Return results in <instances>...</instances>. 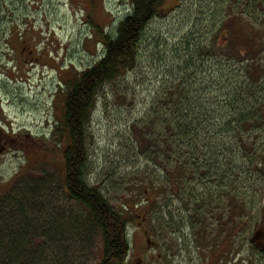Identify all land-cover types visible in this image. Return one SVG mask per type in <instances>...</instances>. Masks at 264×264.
<instances>
[{"label":"rangeland","instance_id":"1","mask_svg":"<svg viewBox=\"0 0 264 264\" xmlns=\"http://www.w3.org/2000/svg\"><path fill=\"white\" fill-rule=\"evenodd\" d=\"M163 10L143 35L135 70L107 86L98 99L86 127V180L114 210L134 221L128 228L129 264H154L152 258L159 251L148 248L144 236L148 230L151 241L161 243L165 258L176 254L174 264H199L207 253L195 246L193 222L184 219L189 213L180 203L179 191L169 189L156 197L154 188L146 186L163 183L159 177L164 175L139 157L130 127L145 114L155 94L163 92L162 79L177 75L184 63L177 65L178 59L186 57L185 50L207 57V62L189 64L188 76L201 85L205 105L216 109L212 120L226 124L235 119L230 112L243 110L254 111L261 120L255 124L261 127L244 133V147L231 132L220 137L227 153L225 167L240 170L236 173L246 198L256 201L241 218H263L264 11L240 22L243 33L235 26L242 10L233 7L232 0H165ZM132 12V0H0V189L19 183L22 191L21 178L41 180L47 186L42 221L54 217L87 221L84 210L62 189L66 143L57 150L52 137L65 122L66 84L72 72L83 74L94 68L105 55L102 34L113 37ZM215 64L220 65V73ZM210 147L216 149L214 139ZM148 199L152 205L146 204ZM216 214L220 218L221 211ZM92 239L79 264L101 262V236L95 232ZM257 241V249L264 250V239ZM243 256L248 254L239 259ZM236 258L232 264H237Z\"/></svg>","mask_w":264,"mask_h":264},{"label":"trees","instance_id":"2","mask_svg":"<svg viewBox=\"0 0 264 264\" xmlns=\"http://www.w3.org/2000/svg\"><path fill=\"white\" fill-rule=\"evenodd\" d=\"M164 2L132 0V14L120 22L113 37L102 34L105 48L103 59L83 74L72 72V79L66 84L65 122L56 127L52 143L57 150L62 143H66V178L65 184L61 186L69 199L84 210L87 221H73L67 217H64L65 221L59 218L55 221V217L51 221H42L45 218L47 186L37 178L31 181L26 180V177L21 178L24 180L22 191L19 190V183L8 189H0V264H58V261L62 264H79L82 258H86L84 251L89 248V244L92 245L95 232L100 234L102 240V248L98 251L101 259L99 264H127L131 252L128 228L134 221L125 218L123 212L114 210L99 190L88 184L86 127L103 90L137 67L143 35L151 22L164 14ZM232 3L233 7L242 10L240 17H235L239 21L235 22V26L243 33L240 22H245V17L254 18L264 11V0H232ZM238 36L236 32L235 37ZM231 37L228 35V41ZM185 52L187 55L183 57L175 51V54L180 55L177 65L184 62L183 65L177 69V75L169 74L164 77L165 80L162 79L163 92L155 94L145 114L130 127L140 149L139 157L148 165L162 170L164 175L159 177L163 178V183L158 180L146 186L154 188L156 197L168 193L169 189L178 190L180 203L185 205L189 213L187 218L184 217L186 220L216 219L218 209L221 215L217 219L240 221L246 209L256 201L251 197L246 198L245 190L238 181L240 174L236 173L240 170L225 167L227 153L221 146L220 135L231 132L244 147V133L261 127L255 125L261 120L251 110H243L238 114L230 112V116L235 119L226 124L224 120H212L216 119V109L205 105L201 85L191 81L188 76L189 64L194 60L207 62V57L191 55L187 50ZM216 64L220 73V65ZM197 72L195 69V74ZM215 129H219L218 132ZM212 139L216 141V149L210 150ZM148 173L150 171L146 169L145 174ZM212 178L221 179L216 184L219 201L214 200L208 188L207 179ZM221 192L224 197L220 195ZM147 194V191L144 192V197L147 198ZM146 204L153 203L148 199ZM191 226L200 238L198 244H205V234L208 233L205 225L201 222L200 225L192 223ZM232 229L227 226L225 237ZM223 239L215 241L211 247L220 250L223 242L227 244L232 241L230 236ZM57 251L61 257L65 255L63 260ZM260 262L264 264V257L260 258Z\"/></svg>","mask_w":264,"mask_h":264},{"label":"flooded vegetation","instance_id":"3","mask_svg":"<svg viewBox=\"0 0 264 264\" xmlns=\"http://www.w3.org/2000/svg\"><path fill=\"white\" fill-rule=\"evenodd\" d=\"M0 142H2L1 139ZM5 149L6 148L4 147L3 150ZM263 158H264V154H263ZM220 180H221L220 178L207 179L209 183L208 185L209 191L213 194L214 200L217 201H219L220 198L218 192L219 188L216 187V184H219ZM220 195L224 197V194L222 192L220 193ZM244 219L245 218L239 219L240 221H221L216 218V219H211L210 221H188V222H193L194 225H200L202 222V224H204L205 228L208 230V233L205 234L206 240H204L206 243L199 245L198 241L200 238L197 236V233H195L193 227L191 229L194 232L193 241L195 243V246L198 247L200 250L202 249L203 254L207 253V259H210V263H209L206 257L205 259L201 258V260H199V264H229V263L232 264L234 259L232 260L230 258H234L236 256L237 258L235 262H237V264H261L260 258L264 257V253L261 254L259 252L260 250L258 251L256 242L259 238L264 239V236L261 235V231H264V216L263 218L261 217L259 218L255 216L253 218L246 219V221H244ZM144 222H148V221H144ZM227 226L233 228L232 231H230V233L227 235L230 236L232 241H230L227 244L223 242L222 244L223 246H221L220 250L211 247L214 245L215 241L222 240L225 237V231ZM150 233H151L150 230L144 232L147 246L149 249L159 251V253L156 252V255L152 258L153 263L174 264V260L172 259H174V257H177L178 255L175 254L174 257L165 258L163 255L161 243L152 242L151 241L152 237ZM179 236H181V233H179ZM237 240L238 242L236 244L235 241ZM245 252L248 254V257L246 258L243 256L239 259V256L243 255ZM129 258L132 260V256L128 257V264H129Z\"/></svg>","mask_w":264,"mask_h":264},{"label":"bare ground","instance_id":"4","mask_svg":"<svg viewBox=\"0 0 264 264\" xmlns=\"http://www.w3.org/2000/svg\"><path fill=\"white\" fill-rule=\"evenodd\" d=\"M129 257V256H128ZM127 261H128V259H127ZM127 264H128V262H127Z\"/></svg>","mask_w":264,"mask_h":264}]
</instances>
